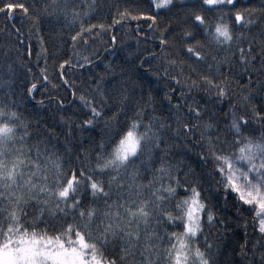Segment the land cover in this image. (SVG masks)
I'll use <instances>...</instances> for the list:
<instances>
[{"label": "snow or ice", "instance_id": "snow-or-ice-1", "mask_svg": "<svg viewBox=\"0 0 264 264\" xmlns=\"http://www.w3.org/2000/svg\"><path fill=\"white\" fill-rule=\"evenodd\" d=\"M103 10L94 0H0V16L28 24H13L0 44V264H264V0H113L110 23L84 26ZM57 25L68 28L69 48L82 46L74 63L59 60L56 77L82 109L76 130L103 120L100 144L87 154L67 146L71 117H59L69 125L62 143L39 109L36 119L25 114L16 90L19 73H32L35 37L36 64L43 56L45 65L20 92L58 91L41 36ZM121 29L135 35L137 50L118 73L105 63L78 95L66 73L91 71L104 45L115 52ZM137 88L149 91L143 107L131 103ZM161 92L168 124L152 110ZM47 102L61 112L70 105L59 96ZM174 149L189 159L199 150L201 179L212 177L207 191ZM234 221L245 229L238 253L235 233L223 244L205 234L210 225L223 235Z\"/></svg>", "mask_w": 264, "mask_h": 264}, {"label": "trees", "instance_id": "trees-1", "mask_svg": "<svg viewBox=\"0 0 264 264\" xmlns=\"http://www.w3.org/2000/svg\"><path fill=\"white\" fill-rule=\"evenodd\" d=\"M77 4H82L84 0H75ZM96 4H104V10L103 11H94V13H90L89 19H85L82 21L85 27L89 23L97 24V23H110L111 22V16L107 13V5L110 3H113V0H94ZM145 9L148 8V4H144ZM165 16L164 13H161V17ZM160 17H158V20ZM15 24L17 27L23 25V27L26 29L28 27L27 22L20 19L19 15H17L16 19L8 22L6 21L4 16H0V44H4L6 46V36L9 28ZM77 29L79 25L77 24ZM117 35V42L114 46L116 48L115 52H112L111 50L107 49V46L104 45L100 48L98 53V59H93V65L94 67L92 70L85 69V72L83 74L79 73L78 71L75 74L72 73H66L68 75V78L70 80L75 81V91L79 95L81 92L88 93V90L91 86V83H94L96 79L100 78L104 74V67L105 63H108L113 66V73H118L121 68L125 67L124 60L130 59L128 57V53L132 52L135 53L137 50V40L135 38V35H126L125 32L121 30H117L115 33ZM41 36L44 40L43 47L47 51V71L50 74V77L52 78L53 82L58 85V91H48V94L46 97H41L40 91L37 90L35 93V98H23V93L20 92V89L23 88L26 92V84L27 82L36 79V74L38 72L39 67L45 65V58L42 56L40 59L39 64H36V52L39 50V44L35 37H33L32 40V61L33 64L30 65L32 67V73L29 75H25V72L22 70L19 73V79L16 81V90L18 94H20L21 98V109L25 112L26 115L32 114L31 118L36 119L35 111L36 109H39V117L40 122L43 124L45 121L48 122L49 126H53L55 133L57 134V139H59L62 143L65 142V134L69 130V125L67 120L60 121L59 117L60 115H64L65 117H71L75 123L71 125L72 128V134L70 137H67V146L72 149V155L75 156L76 153L82 152L84 154L89 153L93 148L98 147L101 141V136L103 135V130L101 128V124L103 123V120L101 121V124H96L94 128H87L83 127L82 130L77 131L76 125L80 123V121L84 118L82 115H78L82 111V109L79 106L78 101L74 100L71 92H66L64 87L60 86L61 82L56 78L57 77V71H58V63L60 59H69L71 57L73 63L76 59V51H81V48L72 49L67 46L65 43L66 40H68L70 36V32L67 27H63L61 25L56 26V31L53 33L51 31V26L48 28H44L41 30ZM108 40L107 36H102L100 40L97 41H90L89 44V51H95V45L96 44H102L103 41ZM70 43V40L68 41ZM147 46L149 51L158 50V45H152L150 41H140V47ZM139 63V61H137ZM83 77V78H81ZM88 77H91L90 82H86L88 80ZM105 80L110 81L111 76H105ZM131 79H135V77H132ZM109 85H105V87H108ZM53 96H59V97H66L67 101L69 103H65L63 106V112L55 105V104H48L47 100L50 97ZM153 100H152V110L153 113L159 118L160 121H162L165 124H168L173 117L170 114V105L169 102L166 100H163V93L159 94H153ZM149 99V91L145 89L144 91H141L139 88L136 89V96L132 98L131 103L137 104L141 107L144 106V102ZM38 100H43L42 104L37 105ZM118 103V99L116 100ZM113 103V99H108V106L111 108V105ZM35 106V107H34ZM115 111L114 108L111 109V111H106V116H111L112 113ZM55 117V119H54ZM121 120L124 119V117L120 118ZM173 143H175L173 141ZM174 151H177V155L174 157V159L183 160L184 164L187 166L186 170L191 171L192 176L190 179H192L193 182L200 183L201 188L205 191L208 190L209 184L207 181H210L212 179L211 174L204 175L201 179V168L198 163L195 161V151H199L198 149L195 150L192 153V158L189 159L187 157H183L179 155L178 150L174 149ZM94 155V153H93ZM183 175V173H181ZM212 191H215V186L213 185ZM179 195H186V193L181 192ZM212 204H215L216 201L212 200ZM249 224H251V216L248 214H245ZM207 224V222H206ZM223 232V235H217V229L212 228L210 225L206 227L205 234L208 236L209 240L212 242H215L217 240L220 241L221 244H223L225 241H229L233 239V233H235L239 239H237L234 243V247L236 249V252H239V247L241 244H243V236H244V223L243 221L236 222L234 221L229 226V231L219 230ZM248 232H252L253 229L249 227L247 229ZM255 239V237H253ZM225 252H227L230 256L235 257V253H232L231 249H225ZM221 259L224 257L221 256ZM245 264L247 262L245 261Z\"/></svg>", "mask_w": 264, "mask_h": 264}]
</instances>
